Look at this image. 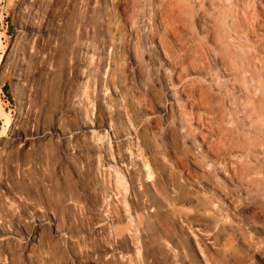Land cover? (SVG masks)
Instances as JSON below:
<instances>
[{
	"label": "rangeland",
	"instance_id": "1",
	"mask_svg": "<svg viewBox=\"0 0 264 264\" xmlns=\"http://www.w3.org/2000/svg\"><path fill=\"white\" fill-rule=\"evenodd\" d=\"M0 264H264V0H0Z\"/></svg>",
	"mask_w": 264,
	"mask_h": 264
},
{
	"label": "bare ground",
	"instance_id": "2",
	"mask_svg": "<svg viewBox=\"0 0 264 264\" xmlns=\"http://www.w3.org/2000/svg\"><path fill=\"white\" fill-rule=\"evenodd\" d=\"M250 27L251 28H254V25H252V24H250ZM253 32H254V30H253ZM165 47V46H164ZM219 48H223L224 49V51L226 50V45H225V43L224 42H221L220 44H219ZM220 59H223V56H220ZM199 73H201V72H199ZM91 131V130H90ZM225 158V157H224ZM122 172V171H121ZM123 174V173H122ZM117 230V228H115V231ZM119 231H122V229H119Z\"/></svg>",
	"mask_w": 264,
	"mask_h": 264
},
{
	"label": "trees",
	"instance_id": "3",
	"mask_svg": "<svg viewBox=\"0 0 264 264\" xmlns=\"http://www.w3.org/2000/svg\"><path fill=\"white\" fill-rule=\"evenodd\" d=\"M7 86H4V89L6 90L7 88H6Z\"/></svg>",
	"mask_w": 264,
	"mask_h": 264
}]
</instances>
